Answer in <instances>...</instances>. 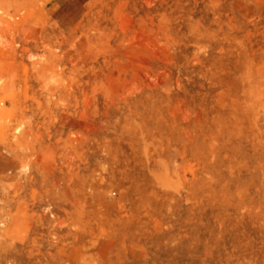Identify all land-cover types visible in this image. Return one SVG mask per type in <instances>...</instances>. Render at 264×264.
<instances>
[{"label":"rangeland","instance_id":"rangeland-1","mask_svg":"<svg viewBox=\"0 0 264 264\" xmlns=\"http://www.w3.org/2000/svg\"><path fill=\"white\" fill-rule=\"evenodd\" d=\"M0 264H264V0L1 11Z\"/></svg>","mask_w":264,"mask_h":264},{"label":"bare ground","instance_id":"bare-ground-1","mask_svg":"<svg viewBox=\"0 0 264 264\" xmlns=\"http://www.w3.org/2000/svg\"><path fill=\"white\" fill-rule=\"evenodd\" d=\"M27 5V0H0V12L8 13V10H12L15 13L24 9Z\"/></svg>","mask_w":264,"mask_h":264}]
</instances>
